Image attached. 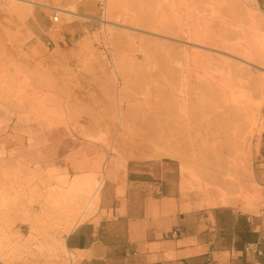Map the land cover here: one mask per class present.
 <instances>
[{"label":"rangeland","instance_id":"rangeland-1","mask_svg":"<svg viewBox=\"0 0 264 264\" xmlns=\"http://www.w3.org/2000/svg\"><path fill=\"white\" fill-rule=\"evenodd\" d=\"M32 1L42 5L31 7L15 0L7 1L13 7L10 15L14 18L23 12L25 26L24 37L13 40L14 62L0 63V108L5 111L0 114V264H80L82 257L76 260L67 251L65 237L80 224L98 223L107 216L106 212L101 213L107 190L115 191L122 198L126 196L130 185L128 170L132 164H167L166 168L158 169L157 182L167 181L173 186L153 185L151 192L158 199L167 195L173 198L158 201L152 217L163 229L162 233L167 232L174 240L181 238L179 229L183 216L186 238L189 234L195 235L199 225L201 229H208L214 211L230 209L253 217L264 214V186L256 180V172L261 168L262 128L254 139L258 150L253 152L248 169L231 179L213 173L207 163L212 159L198 157L197 162L185 166L184 145L159 148L151 154L113 147L100 150L98 141L107 136L105 129L86 128V133L81 134L73 126L66 150L53 162L54 166L47 169L40 156V142L26 131L36 122L32 114L36 94L55 90L60 102L52 113L58 119L75 115L71 114V103L78 106L79 120L87 126L82 112L92 113L102 102L111 110L112 94L121 91L123 110L128 113L129 121L149 117L163 123L169 121L164 111L169 110L173 122L185 126L192 137L187 153L214 155L207 139L209 129L195 121L194 116L184 115V74L181 81L176 79L178 72L185 71L184 59L182 64L178 63L179 55L184 52V34L131 29L120 10L111 9L112 1L110 4L108 1L105 13L100 0ZM120 2L119 7L131 17L140 9L136 0ZM249 4L252 13L264 20L257 1L249 0ZM0 14L8 15L1 10ZM56 15L59 22H54ZM180 84L183 90L177 88ZM53 87L56 89L51 90ZM173 89L176 94L169 98ZM263 115L264 105L260 122ZM11 136L24 140L14 139L7 144L4 139ZM178 154L181 159L176 158ZM67 158L82 169H71ZM8 160H13V164L6 167L4 163ZM116 164L124 166L108 183V172ZM218 183L221 186H216ZM80 184L94 186V194L83 204H77ZM73 185H76L74 190ZM102 187L97 196L96 190ZM220 196L229 200L228 206L217 204L218 199L223 198ZM54 199L67 202L69 208L65 205L60 207L61 213L49 212L55 206ZM206 234L210 235V231ZM185 245L196 246V242H184ZM195 248L197 250L184 252V256L203 252Z\"/></svg>","mask_w":264,"mask_h":264},{"label":"bare ground","instance_id":"bare-ground-1","mask_svg":"<svg viewBox=\"0 0 264 264\" xmlns=\"http://www.w3.org/2000/svg\"><path fill=\"white\" fill-rule=\"evenodd\" d=\"M7 1L0 0V10L8 14H0V63L12 64L15 55L13 40L24 37L25 21L22 19L23 12L17 18L10 15L13 7ZM15 1L31 7L42 5L32 0ZM108 1L109 4L112 1V10H120L121 17L129 22L131 29L184 34V52L179 55L178 63L182 64L184 59L185 71L181 70L176 76L179 79L177 81H181L184 74V115L194 116L195 121L209 129L207 139L214 156L210 157L208 153H199L198 156L187 153V147L191 148L189 142L192 137H189L185 126L183 128L176 125V121L173 122L169 110H164L169 121L163 123L149 117L141 121L135 117L129 121L128 113L123 110L121 91H114L115 94H112L114 105L110 108L114 111L111 112L103 102L100 103L102 100L99 98L97 100L100 104L93 108L92 113L82 112L86 115L83 122L87 126L81 124L80 116L77 115L78 106L74 107L70 101L71 114L75 115L58 119L52 113L53 107L60 102L57 90L53 87L51 90L55 91L51 93L36 94L32 106L36 122L26 131L28 135L31 134L32 139L40 142V156L47 169H51L53 162L66 150L73 126L81 134L86 133V128L105 129L107 136L98 141L100 150L113 147L127 152L151 154L159 148L173 149L184 145L185 166L190 162H197L199 157L212 159L206 162L213 173L224 179L246 172L253 152L258 150L254 139L260 134L259 128L263 130L260 112L264 105V20L252 13L249 0H136L140 9L132 17L119 7L120 0H104V13ZM177 88L183 90L181 84ZM172 92L170 91L169 98L175 96L176 90L173 89ZM77 98L78 96L75 97ZM152 110L155 111L154 108ZM4 113L0 108V114ZM147 114L150 116L151 113L148 111ZM189 132L193 136L192 130ZM197 134L196 132V138ZM14 139L20 142L24 140L22 137L17 139L11 136L4 141L9 144ZM92 148L98 150L97 147ZM179 155L176 158L181 159ZM129 158L134 159V156ZM66 162L71 165V169H82V166L76 167L74 163H70L68 158ZM11 164L13 160L4 163L6 167ZM123 166L116 164L109 170L108 183L120 173ZM78 186L80 191L77 204H83L94 194V186ZM216 186H221V183ZM71 188L74 190L76 185ZM102 189L103 187L96 190L97 196ZM220 197L223 198L218 199L217 204L228 206L229 200L224 196ZM51 199L48 197L49 201ZM54 203L55 206L49 212L61 213L60 207L68 204L56 199Z\"/></svg>","mask_w":264,"mask_h":264},{"label":"crops","instance_id":"crops-1","mask_svg":"<svg viewBox=\"0 0 264 264\" xmlns=\"http://www.w3.org/2000/svg\"><path fill=\"white\" fill-rule=\"evenodd\" d=\"M256 1L264 13V0ZM259 162L261 168L256 172V180L264 186V115ZM166 167L167 164L158 163L132 164L126 196L122 198L107 190L106 203L101 209L107 216L98 223L77 226L65 237L67 251L76 260L82 257L80 264H264V214L253 217L230 209L214 211L208 229L199 225L197 233L186 238L183 216L179 240L162 233L152 211L158 201L173 197L158 199L151 189L153 185L173 186L167 181L157 182L158 169ZM207 230L210 235L206 234ZM191 241L196 246H184V242ZM178 242L182 243L180 247L176 245ZM195 247L203 252L184 256L187 250H197Z\"/></svg>","mask_w":264,"mask_h":264},{"label":"built area","instance_id":"built-area-1","mask_svg":"<svg viewBox=\"0 0 264 264\" xmlns=\"http://www.w3.org/2000/svg\"><path fill=\"white\" fill-rule=\"evenodd\" d=\"M100 4H101V9L103 8V5H104V0H102L101 2H100ZM54 22H59V17H58V15H56V16H54Z\"/></svg>","mask_w":264,"mask_h":264}]
</instances>
